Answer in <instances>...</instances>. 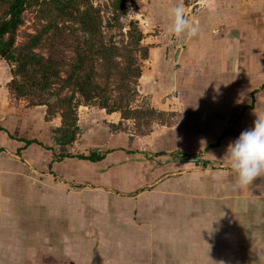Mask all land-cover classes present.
I'll return each instance as SVG.
<instances>
[{"label": "crops", "instance_id": "obj_1", "mask_svg": "<svg viewBox=\"0 0 264 264\" xmlns=\"http://www.w3.org/2000/svg\"><path fill=\"white\" fill-rule=\"evenodd\" d=\"M179 2L150 0L138 19L149 46L139 92L175 121L146 134L103 123L96 161L56 159L60 116L14 98L0 56V264H264V177L235 187L224 158L264 112V0L184 1L199 31L185 36L171 80L169 9ZM85 113L131 122L80 104L72 153Z\"/></svg>", "mask_w": 264, "mask_h": 264}, {"label": "trees", "instance_id": "obj_2", "mask_svg": "<svg viewBox=\"0 0 264 264\" xmlns=\"http://www.w3.org/2000/svg\"><path fill=\"white\" fill-rule=\"evenodd\" d=\"M127 1L0 0V56L11 73L6 85L14 98L30 105L44 104L45 120L60 116L49 146L56 159L77 156L96 161L104 157V152L96 150L88 154L68 150L80 132V104L119 111L138 134L149 133L154 123L175 121L172 111L155 107L139 92L138 79L149 46L143 42V26L129 15L137 4ZM34 5L39 26L17 43L23 12ZM121 123L110 125L120 128ZM33 141L41 143L25 139L26 143Z\"/></svg>", "mask_w": 264, "mask_h": 264}, {"label": "clouds", "instance_id": "obj_3", "mask_svg": "<svg viewBox=\"0 0 264 264\" xmlns=\"http://www.w3.org/2000/svg\"><path fill=\"white\" fill-rule=\"evenodd\" d=\"M199 3L209 8L214 6V0H199ZM169 17V34L177 38H191L198 34V26L185 14L183 0L169 9ZM254 115L252 127L242 131L237 139L228 144L224 156L235 175V187L238 188H247L255 179L264 177V112Z\"/></svg>", "mask_w": 264, "mask_h": 264}, {"label": "rangeland", "instance_id": "obj_4", "mask_svg": "<svg viewBox=\"0 0 264 264\" xmlns=\"http://www.w3.org/2000/svg\"><path fill=\"white\" fill-rule=\"evenodd\" d=\"M101 0H95V2H98ZM136 2L137 4V8L135 11L130 10L129 15L130 16H134L135 18L139 19V17H141L142 14V9H144L145 7L142 5H146V3H148L150 0H133ZM188 3L190 0H183V2ZM129 3V0L127 1ZM37 6H32V7H28L24 10L23 12V17H24V22L22 25H20L18 32H17V36H16V42L20 43L21 41H23L26 38V34L28 32H34L35 28L37 26H39V19L37 17ZM109 14V12H107L106 10L104 11V15L107 16ZM129 16V17H130ZM42 51H44V48L42 49ZM177 90V89H176ZM179 92V90H178ZM178 94V93H177ZM168 96V95H167ZM142 97V96H141ZM168 98V97H167ZM22 100V99H21ZM79 107V106H78ZM46 109V107H43ZM44 109V110H45ZM78 111V108H77ZM40 111H36L35 113H39ZM88 115L85 113L83 116H81L82 118V131L84 133V135H82V140L80 138L79 140V145L77 144V147L74 148L73 152H77V153H86L88 154L90 152V148L93 147L95 145V143L97 144V133L99 132V128L100 126L105 125V127H108V132L111 133L110 131L113 132V129H115V127L113 128L111 125L109 127L108 122L103 121V120H99L98 118H96V120H94V118L91 120L92 117H87ZM94 121H97V123L99 122L98 125H93ZM103 121V122H102ZM126 122V120H123ZM127 125V126H126ZM93 126V127H92ZM124 126H126V129L132 132H135V129L133 127V123L130 122V124H124L121 123L120 124V128H118V130H123ZM81 130V128H80ZM91 135V136H90ZM94 140L91 141L94 137Z\"/></svg>", "mask_w": 264, "mask_h": 264}, {"label": "water", "instance_id": "obj_5", "mask_svg": "<svg viewBox=\"0 0 264 264\" xmlns=\"http://www.w3.org/2000/svg\"><path fill=\"white\" fill-rule=\"evenodd\" d=\"M187 16L189 15V11H186L185 13ZM185 39V36H181L179 38H175V46L172 49V53H171V61H170V76H171V80L174 79V69L176 67L177 61H178V56L180 53V49L182 47L183 41ZM183 159H198L197 157H184Z\"/></svg>", "mask_w": 264, "mask_h": 264}, {"label": "built area", "instance_id": "obj_6", "mask_svg": "<svg viewBox=\"0 0 264 264\" xmlns=\"http://www.w3.org/2000/svg\"><path fill=\"white\" fill-rule=\"evenodd\" d=\"M178 93V90L173 89L170 91V93L168 94L169 97H172L173 95H176Z\"/></svg>", "mask_w": 264, "mask_h": 264}]
</instances>
